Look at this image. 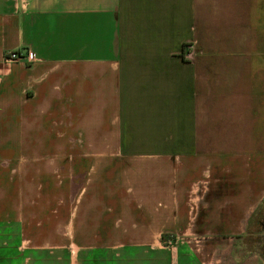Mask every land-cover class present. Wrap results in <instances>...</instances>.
<instances>
[{
  "label": "crops",
  "instance_id": "obj_1",
  "mask_svg": "<svg viewBox=\"0 0 264 264\" xmlns=\"http://www.w3.org/2000/svg\"><path fill=\"white\" fill-rule=\"evenodd\" d=\"M0 264H264V0H0Z\"/></svg>",
  "mask_w": 264,
  "mask_h": 264
},
{
  "label": "built area",
  "instance_id": "obj_2",
  "mask_svg": "<svg viewBox=\"0 0 264 264\" xmlns=\"http://www.w3.org/2000/svg\"><path fill=\"white\" fill-rule=\"evenodd\" d=\"M24 58H29L32 59L33 55L30 51L28 50H10L5 53L4 59L7 61H20L23 60Z\"/></svg>",
  "mask_w": 264,
  "mask_h": 264
},
{
  "label": "rangeland",
  "instance_id": "obj_3",
  "mask_svg": "<svg viewBox=\"0 0 264 264\" xmlns=\"http://www.w3.org/2000/svg\"><path fill=\"white\" fill-rule=\"evenodd\" d=\"M54 239V242H56V241H58L59 239H55V238H53Z\"/></svg>",
  "mask_w": 264,
  "mask_h": 264
}]
</instances>
